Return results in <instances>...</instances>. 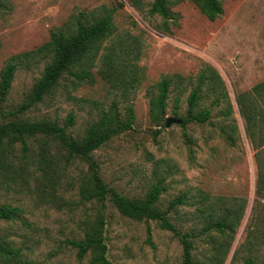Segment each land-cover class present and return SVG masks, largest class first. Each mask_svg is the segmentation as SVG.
Listing matches in <instances>:
<instances>
[{
  "label": "rangeland",
  "instance_id": "obj_1",
  "mask_svg": "<svg viewBox=\"0 0 264 264\" xmlns=\"http://www.w3.org/2000/svg\"><path fill=\"white\" fill-rule=\"evenodd\" d=\"M169 1L172 15L166 23L150 13L154 0H142L141 9L126 0H0V73L11 57L37 50L53 32L74 30L78 18L87 23L103 8L114 9L115 30L102 44L94 81L80 83L67 74L19 118L64 125L73 114L69 133L81 138L114 103L122 117L133 105V130L93 153L104 182L134 199L164 180L167 188L158 202L163 210L183 195L186 203L168 217L189 235L195 262L264 264V145L256 146L246 133L236 102L239 94L264 82V0H220L224 11L213 21L190 0ZM113 45L131 50L128 59L140 83L130 91L111 87L98 74L100 57ZM49 61V56H35L21 62L0 108L21 105ZM213 71L222 84L211 80ZM164 78L172 85L158 124L151 118L150 99ZM195 89L198 109H211V119L166 126L167 118L186 116ZM226 108L232 110L229 117L222 115ZM66 154L43 136L28 139L26 148L21 142L0 148V207L19 209L16 218L0 219V237L20 249L23 260L91 264V253L80 259L71 241L83 239L88 223L101 212L113 264H184L180 238L158 221L123 216L110 201L104 206L83 201L79 187L88 165L78 158L68 161Z\"/></svg>",
  "mask_w": 264,
  "mask_h": 264
},
{
  "label": "trees",
  "instance_id": "obj_2",
  "mask_svg": "<svg viewBox=\"0 0 264 264\" xmlns=\"http://www.w3.org/2000/svg\"><path fill=\"white\" fill-rule=\"evenodd\" d=\"M126 1L137 9L143 6L142 0ZM190 1L212 21L223 14L224 10L220 0ZM114 12V9L103 8L99 17L87 23L78 18L74 30L55 31L50 40L37 50L10 58L0 73L1 103L8 98L21 62L35 56H49L50 61L21 105L10 111L0 108V119L6 120L0 121V148L4 144L12 145L15 142H21L26 148L27 140L38 136L57 141L66 151L68 161L78 158L88 165V172L82 178L79 187L80 198L83 201L96 202L103 206L110 201L123 216L134 220L158 221L161 228L173 232L180 238L184 248V264H200L193 260V246L189 235L181 234L168 217L171 210L186 203L183 195L172 200L163 210L158 207V202L167 188L164 180L154 184L144 198L130 199L109 187L100 174V167L93 153L114 137L133 130L135 121L133 105L128 107L126 116L122 117L117 104L114 103L108 111L88 126L81 138H75L69 133V128L74 125L73 114L68 116L64 125L50 120L31 122L19 118L20 115L43 102L67 74L80 83L94 81L93 68L97 64L102 44L115 30ZM150 13L160 15L167 23L172 15L170 1L154 0ZM120 47L121 49H118L113 45L100 57L101 65L98 74L111 87L123 88L124 92H127L140 83V76L129 62L128 56L131 52L129 47L122 45ZM211 80L222 84L220 76L215 71L211 74ZM171 85V79H162L158 84L157 95L150 99V114L155 123L160 124L164 120ZM199 97L198 89L190 94L186 116L179 118L183 127L189 123L206 124L211 119V109H198ZM217 101L219 98H216V103ZM236 102L245 120L246 133L256 146L264 145V82L254 86L249 93L239 94ZM178 103L179 99L175 102V114H177ZM231 113L230 108L222 110V115L225 117H229ZM223 132L227 134L226 139L235 145L232 134H228L226 129H223ZM18 212V208L3 205L0 207V219L12 220L17 217ZM220 225L224 226V224ZM104 227L105 220L103 214L99 212L97 218L88 223L84 238L71 241V245L78 249L80 259L91 253V264H113L107 256L108 247L105 242ZM0 264H33V262L23 260L20 249L12 247L9 242L0 237Z\"/></svg>",
  "mask_w": 264,
  "mask_h": 264
},
{
  "label": "water",
  "instance_id": "obj_3",
  "mask_svg": "<svg viewBox=\"0 0 264 264\" xmlns=\"http://www.w3.org/2000/svg\"><path fill=\"white\" fill-rule=\"evenodd\" d=\"M174 122L180 123L181 121L179 119H175V118H167L166 119V126H170Z\"/></svg>",
  "mask_w": 264,
  "mask_h": 264
}]
</instances>
